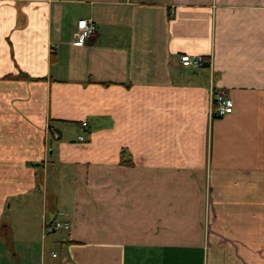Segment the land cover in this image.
<instances>
[{"label": "crops", "instance_id": "1", "mask_svg": "<svg viewBox=\"0 0 264 264\" xmlns=\"http://www.w3.org/2000/svg\"><path fill=\"white\" fill-rule=\"evenodd\" d=\"M0 264H264V0H0Z\"/></svg>", "mask_w": 264, "mask_h": 264}, {"label": "built area", "instance_id": "2", "mask_svg": "<svg viewBox=\"0 0 264 264\" xmlns=\"http://www.w3.org/2000/svg\"><path fill=\"white\" fill-rule=\"evenodd\" d=\"M95 27L90 20L82 19L78 22L77 30L74 33V40L78 45H84V43L93 36ZM179 67L184 71L197 72L206 66L205 60L198 56H188L181 54L178 56ZM232 112V101L227 93L223 90H219L210 86L209 89V108L208 113L211 117H223L229 115ZM79 134L76 136V140L79 142L83 141V132L86 129V124L81 123L79 126ZM47 132L50 133L53 140L57 139L58 135L55 131H50L48 128ZM69 224L67 222L53 221L45 227L47 232L52 231H67ZM50 258H56L57 255L54 252H50Z\"/></svg>", "mask_w": 264, "mask_h": 264}, {"label": "rangeland", "instance_id": "3", "mask_svg": "<svg viewBox=\"0 0 264 264\" xmlns=\"http://www.w3.org/2000/svg\"><path fill=\"white\" fill-rule=\"evenodd\" d=\"M74 135V133L73 132H71V131H69V136H73ZM49 177H50V175H48ZM50 183H51V179L50 178H48L47 179V181H46V185L48 186V188H50ZM42 191V188L40 187V192ZM38 194V193H37ZM37 196H39V194L37 195Z\"/></svg>", "mask_w": 264, "mask_h": 264}, {"label": "trees", "instance_id": "4", "mask_svg": "<svg viewBox=\"0 0 264 264\" xmlns=\"http://www.w3.org/2000/svg\"><path fill=\"white\" fill-rule=\"evenodd\" d=\"M14 79H18V80H26L27 77H26L25 75H23V74H18V76H17L16 78H14Z\"/></svg>", "mask_w": 264, "mask_h": 264}]
</instances>
